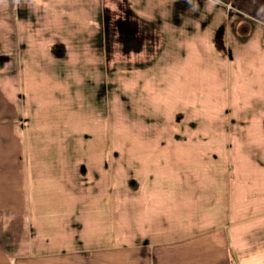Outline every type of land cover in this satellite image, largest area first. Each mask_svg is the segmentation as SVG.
<instances>
[{
  "label": "crops",
  "instance_id": "obj_1",
  "mask_svg": "<svg viewBox=\"0 0 264 264\" xmlns=\"http://www.w3.org/2000/svg\"><path fill=\"white\" fill-rule=\"evenodd\" d=\"M27 1L43 16L44 39L62 46L59 53L40 50L49 59L36 62L34 76H30L46 81L47 76L37 67L49 64L62 86L66 85L62 93L71 99L65 103L70 106L67 110L77 107L85 111L86 119L80 121L81 115H73L69 120L85 122V128L81 124L80 131L71 135L68 130H58V137L51 140L45 131L29 128L16 108L18 99L7 106L0 99V264H230L226 250L232 264H264V224L248 225L264 215V209L253 214L242 201L244 192L254 188L256 204H264V197H260L264 185V24L252 23L250 18L259 13L249 12L252 4L254 10L260 7L264 16V0H56L58 6H52L55 0ZM44 8L59 9L55 24L65 19L66 24L86 29H73L72 35H60L61 39L53 31L57 29L45 26L54 23ZM126 8L133 15L126 13ZM117 25L125 30L123 50L128 56L142 59L152 49L154 58L164 57L167 62L174 60L193 69L195 62L214 60L215 83L210 84L226 90L238 87L241 92L250 88L251 99L246 104H256L257 111L233 120L232 128H227L224 116L214 115L204 123V130L196 128V122L186 124L184 115L177 113L174 121L183 122L181 127L165 130L159 143L174 148L177 155L173 162L165 163L164 158L140 160L130 163L133 170L126 176L120 175L116 148L88 147L94 135L86 127L95 122L99 125L102 118L103 124L107 120L106 113H100L93 88L83 93L80 87L83 81L94 85L98 80L94 72L98 73L100 51L84 43L78 45V40L101 38L114 41L115 49L120 39ZM145 27L153 40L141 34ZM104 51L110 60V50ZM28 58L26 51L17 57L19 78L20 71L32 70L25 65L30 63ZM132 65L142 63L127 62V68L132 70ZM197 67L206 68L203 64ZM69 74L77 85L70 87L75 89L71 93L67 88L72 83ZM20 79L23 83L22 75ZM16 91L18 97L20 88ZM39 106L46 108L44 103ZM64 118L67 114L58 119L67 121ZM69 135L75 137L72 144L59 139ZM164 137L173 141L165 144ZM202 144L210 148L200 149ZM254 148L262 150V158L249 156ZM197 154H202L198 164L223 162L226 173L198 177ZM125 160L123 168L131 161L128 153ZM249 170L255 176H239V171L246 174ZM229 182L230 189L223 187ZM229 200L236 201L230 206Z\"/></svg>",
  "mask_w": 264,
  "mask_h": 264
},
{
  "label": "rangeland",
  "instance_id": "obj_2",
  "mask_svg": "<svg viewBox=\"0 0 264 264\" xmlns=\"http://www.w3.org/2000/svg\"><path fill=\"white\" fill-rule=\"evenodd\" d=\"M30 4L31 2L28 3L27 0H0V99L2 98L4 100L5 106L15 101L14 99H18L20 103L16 108H19L20 116L25 118L29 124V128L36 131H45L46 137L54 140L56 136L58 137V130L61 129L62 131L68 130L70 135L75 132L78 133L80 127L85 122L82 124L69 119H73V115L79 114L81 116H79L78 119L84 121L86 116L85 111L77 110L76 105L75 110H67L70 106H66L65 103L71 99L67 100L66 98H68V95L62 93L66 85L64 84L65 86H62L61 79L56 76V73L53 72L49 64H47L48 69L46 67H37L41 69V74L45 73L47 76L46 81L39 78L35 80V77H31L34 76V69L36 70L35 67L37 65L36 62H46V60L49 59V57H45L40 50L44 53L46 51L51 52L52 50L59 53L61 52L60 50H62V46L58 47V45H61L60 43L56 44L54 41L53 43L44 39L46 32L44 30V25L41 23L43 16L41 17V14H37L40 13V11L32 9ZM59 4L60 2L56 0L54 3L52 2V6H58ZM46 5L48 6V3L45 2V7ZM256 6L258 5L254 4V7ZM252 7L253 5L250 4L249 12L256 11L259 13V15L256 14L254 18H250L252 23L264 24V16H261L262 9L259 7L254 10ZM230 8L232 11L235 10L237 13H241L235 6H229V9ZM46 11L49 12L46 15L53 17L51 22L53 21L54 23L57 19L56 17H59V9L49 8L45 9V12ZM64 20L65 19L60 20L61 23H54L53 26H48L45 22V26L47 28L52 27L53 29H57L56 32L50 28L54 31L55 35L61 39H64L61 36L65 37L67 35H72L73 29H81L80 27L86 29V26L66 24ZM108 41L105 42L101 38L99 41L92 38L88 41L78 40V45L84 43L85 46L91 48L96 47L100 51V56H98V73L96 74L94 72V78L98 75V80L94 85H91V82L83 81L80 87L83 93L88 91L92 92L93 88L96 93V101L99 102L100 113L103 115V112H105L106 117L104 120H107L103 124L102 118L99 125H97L99 122H95L93 125L86 127L88 132L94 135L91 140L92 143L90 144L88 141V147L91 145V147L96 150V148L102 149L106 146H111L116 148L118 153L120 151L122 158H118V153H115V155L116 159L118 161L120 160L118 163L120 167L119 174L122 176H126L127 171L133 170L130 167V163L135 164V162H139L140 160L143 162L147 160L158 161L164 158L165 163L173 162L172 158L176 153H174V148L170 146L171 144H166L167 140L173 141V139L171 137L168 139L164 137L163 140H165L166 146H160L159 143L162 141L161 136L164 132L171 130L174 125L175 128H177L183 123L177 124V121H174L176 120L175 117L177 113L184 115L186 124L187 122L193 121L196 122L194 123L196 128L204 130V123H208V119L211 120L214 115H218L217 118L224 116L222 118H225L229 122L227 128H232L234 125L230 123H233V120L237 122L239 118L253 115L255 111H257L256 104H246L247 101L251 99L250 93L252 90L250 88L241 92L242 90L238 87L226 90L223 88L219 89L215 84H210V82L215 83L213 81L215 80V74L212 68L214 60L209 62V60L206 59L204 62H195L196 69H193L191 67L189 68L188 64L186 66H179L174 60H169V62H167V59L164 57L158 59L154 58L151 56L152 49L148 51L149 54L146 55L145 58L131 57L124 53L125 51L123 49L126 44L124 45L123 43L119 44V42H116V48L114 49L112 46L114 43H108ZM107 46H109V48H107ZM107 49L108 51L110 50V60L108 59L107 51H104ZM19 50L20 52L18 54ZM242 50L239 51L240 56L243 55ZM25 51L30 61V63L27 62L25 65L28 68L31 66L32 70L23 73H21V71L19 72L20 78L22 75V83L15 67L18 55L21 56L22 52L25 54ZM103 51L105 54H103ZM194 56L195 55L191 56L192 62L195 60ZM64 57H67V55ZM57 61L58 60H53L54 63ZM127 62H140L142 66L132 65L134 68L131 70V68H127ZM199 64H203L206 68L200 70L197 67ZM129 65L130 64H128V67ZM86 67L87 66L84 65L82 68L85 70ZM126 69H130L132 73ZM36 75L38 76V74ZM69 75H67V77H69ZM84 75L90 77L89 74ZM70 76L72 83L67 87L69 93L75 90L70 87L76 85L75 77L73 75ZM29 77L32 79L28 82L27 79ZM57 84L61 85H58L59 89H55ZM17 87L20 88L18 97L16 91ZM40 103H44L46 107L44 110L40 108ZM37 108H39L40 111H37ZM64 114L68 116V118H64L67 121H60L58 118ZM69 114H71L70 118ZM43 115L47 117L45 118ZM52 115L55 117L53 118ZM48 118L51 119L48 120ZM4 123L8 124L6 120H4ZM83 127L85 128V125H83ZM70 135L68 138L59 137V139L62 138V140L65 141L69 140V144H72L75 141V137ZM83 141H86V139L83 138ZM209 144H202L200 149H209ZM198 148L199 147H197V149ZM123 150H128V156L131 158V161L126 163V168H123V166L126 161L125 154L127 153ZM142 150H145L143 155L140 154ZM259 153L263 154L262 150L254 148L249 151V156L253 157L254 160L258 157L262 158V155ZM201 155L202 154H197L196 156L197 162L195 171L196 174L199 175L198 177L205 179L211 177L213 173L217 176H222L226 173V170L223 169V162L215 164V166L212 164L209 166L202 163L198 164V161L201 160L199 157ZM222 158H225V153H223ZM238 160H241L240 156ZM187 162L188 161L185 160V164H187ZM128 164L129 166L127 167ZM250 170L246 174L239 171V176L245 178H247L245 175L251 174L255 176ZM211 171L212 173H210ZM258 176H263V173L261 172ZM228 186L230 189V182L228 185H223V187ZM253 190L254 188H252V191L249 190L244 192L242 201L246 202L242 203L245 209H252V213L255 214L264 209V204L261 203V206L256 204L258 201L254 197ZM260 197H264V185ZM229 201L231 206L236 200ZM255 204L258 207H256ZM260 224H264V215L254 218L248 225L256 227ZM219 251L220 249L217 250L218 253ZM228 252L229 251L226 250V255L229 263L232 264L231 254Z\"/></svg>",
  "mask_w": 264,
  "mask_h": 264
},
{
  "label": "flooded vegetation",
  "instance_id": "obj_3",
  "mask_svg": "<svg viewBox=\"0 0 264 264\" xmlns=\"http://www.w3.org/2000/svg\"><path fill=\"white\" fill-rule=\"evenodd\" d=\"M126 13H128L129 15H133V12H132V10L130 9V8H126V11H125ZM105 20H106V22L109 20V18L108 17H105ZM117 22H120V18L117 20ZM116 22V23H117ZM117 24H119V23H117ZM117 27H119L120 28V39H119V43H123V44H125L126 43V39H125V36H124V33H125V30L123 29V26H119V25H117ZM130 28H132L133 29V27L132 26H130ZM106 29H107V25H106ZM126 34V33H125ZM141 34H143L144 36H147V38H145V37H143V38H145V39H148V38H151L150 40H153V36L152 35H150V34H147V30H146V27L144 28V30H142L141 31ZM142 35V36H143ZM110 41H108V43H109ZM112 42H114V41H112ZM152 43V42H151Z\"/></svg>",
  "mask_w": 264,
  "mask_h": 264
}]
</instances>
